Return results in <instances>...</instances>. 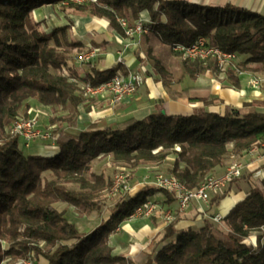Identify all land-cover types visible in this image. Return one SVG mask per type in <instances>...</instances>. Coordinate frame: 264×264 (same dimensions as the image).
Instances as JSON below:
<instances>
[{
	"label": "trees",
	"instance_id": "1",
	"mask_svg": "<svg viewBox=\"0 0 264 264\" xmlns=\"http://www.w3.org/2000/svg\"><path fill=\"white\" fill-rule=\"evenodd\" d=\"M64 1L72 11L107 20L121 36L125 28L120 20L131 27L146 10V32L138 34L133 54L142 74L151 75L145 69L149 64L164 87L207 71L223 72L235 87L237 71L263 74L264 15L230 4L213 7L182 0H0V262L33 250L45 264H134L128 256L113 253L109 235L148 197L160 191L174 199L171 192L149 185L126 192L89 232L80 231L54 204L63 201L85 213L103 206L112 178L93 171L99 156L137 167L160 164L173 153L169 172L188 189H197L231 160L254 148L264 151V111L226 106L221 114L199 106L188 113H170L157 99L142 119L128 117L110 124L100 120L80 127L78 106L85 98L71 78L97 85L124 72V67L118 62L99 69L89 61L80 63L83 72L76 75V55L86 50L85 44L74 38L70 25L46 32L31 14L40 5ZM198 38L206 46L242 57L220 67L214 57L190 58L172 49ZM155 44L175 55L174 67L165 63ZM31 99L50 110L47 123L56 135L55 154L25 153L10 131ZM253 176L242 169L237 179L245 180L249 190L219 224L206 218L197 229H177L174 213L150 241L144 264H264V178L256 182ZM224 193L214 195L210 203L217 204ZM253 233L256 248L244 243Z\"/></svg>",
	"mask_w": 264,
	"mask_h": 264
},
{
	"label": "crops",
	"instance_id": "2",
	"mask_svg": "<svg viewBox=\"0 0 264 264\" xmlns=\"http://www.w3.org/2000/svg\"><path fill=\"white\" fill-rule=\"evenodd\" d=\"M182 1L213 7H222L230 4L239 9L264 15V0ZM57 7L59 6L56 3H48L32 10V16L36 21H40L41 23L43 21L48 22L45 18H49L48 28L46 30L44 29L46 32L55 26L69 24L74 38L82 41L86 46L99 49L97 55L100 58L95 62L97 68L109 69L119 62L124 67V72L121 71L124 75L129 71L139 69V63L133 54L136 46L132 45L133 41L130 39L133 36H121L116 30L110 29L107 20L103 18L80 12H71L65 16ZM65 17H68L70 22ZM140 18L148 20V12L146 10L142 11ZM239 57L241 58L242 56ZM75 69L76 75L81 76L83 72L82 66L76 64ZM145 69L151 75H144V82L139 89L132 96L127 97L123 102H120L113 108H103V106L106 107V104L100 100H90L97 101V105L94 109L91 108L92 110L85 106L88 100L80 104L78 106V122L80 127L84 126L83 119H86L88 122L104 120L108 124L121 121L128 117L142 119L152 112L157 99H162L165 102L166 108L170 113H188L199 106H204L210 111L221 114L224 112L226 106H233L241 111H252L255 109L264 111V73L254 74L241 71L238 74L239 83L236 87L228 81L223 72L214 74L210 71L197 76L195 79L185 78L180 83L164 87L160 81L155 80L148 64L145 65ZM28 105L29 111L39 104L31 99L28 101ZM25 153L48 156L55 154L56 151L46 150L43 146L32 142L28 148H25ZM242 158H246L244 159L246 162L243 164V170L252 172V176L254 173L262 175L258 178L255 175L253 176L256 182L264 178V151L254 148L249 153L243 155ZM223 171L224 169L217 173L221 174ZM225 189L227 191L225 193L223 191L224 196L217 204H211L209 201L207 205L202 200L193 199L184 211L179 210L175 198L171 199V197H168L160 191L154 193L151 199L160 204L164 208L163 210H170L178 214L179 219L175 225L177 229L190 227L197 229L202 226L203 220L206 218H212L216 214H219L221 218L225 216L235 203L245 196L249 190V184L243 179H237L228 184ZM199 206L203 208V214L197 211ZM165 225L160 218L158 221L148 219L142 224L136 225V233L142 237L146 236L147 239L143 243L145 245L150 239L158 237ZM123 234L122 231V247H120V235L116 234L111 239H113V248H122V254L125 255L123 249L125 250L127 245L124 242L126 240ZM144 256L145 253L143 254Z\"/></svg>",
	"mask_w": 264,
	"mask_h": 264
},
{
	"label": "rangeland",
	"instance_id": "3",
	"mask_svg": "<svg viewBox=\"0 0 264 264\" xmlns=\"http://www.w3.org/2000/svg\"><path fill=\"white\" fill-rule=\"evenodd\" d=\"M56 4H58V6H59V7H57V9L59 11H61L65 16L71 12L76 13V11H72V10L67 8L65 1L64 2H58ZM31 14H32V12H31ZM45 19L48 22L43 21V23H41L39 21L40 22V29L43 31H45L48 28L47 24H49V18H45ZM66 19L68 22H70L68 20V17ZM65 25H69V24H65ZM60 26H63V25H60ZM55 27H57V26H55ZM51 30L52 29H50V31ZM130 39L133 41L132 45H135L137 47L138 35L135 34ZM85 47H86V50L89 48V46H86V45H85ZM155 49L158 51V53L160 52L162 59L165 61V63L168 66H170V67L175 66L174 65L175 64V55H173L172 52L167 47H162V46H159L158 44H155ZM98 52H99V49H98ZM98 52H97V54H98ZM78 54H80V53H78ZM97 54L94 57V59L92 60L93 62H96L97 59L99 60L100 57L98 58ZM237 59H239L238 56H236L235 59L231 60V62L232 61L235 62ZM75 61H76L75 64H77V65L80 64L79 62H77L76 59H75ZM135 71H138L142 74L140 69L132 70L129 72H135ZM63 72L66 73V70H63ZM240 72L241 71H239V72L237 71V74H240ZM143 78H144V75H143ZM78 86H79V93L81 94L79 82H78ZM139 87L137 88V90L139 89ZM132 95H130V96H132ZM84 98H85V100H88V103L85 106L87 108H90V109L91 108L94 109V107L97 105V101L95 102V101H90V100L103 101L106 104V107L103 106V108H107V107L113 108L114 106L117 105V104H115L114 106H109V105H107V103L102 98H97V97H92V98L91 97H84ZM124 99H126V98H124ZM122 102H123V100H122ZM39 108H41L45 112H47L48 115L44 116V115L39 114V121L37 123V128L42 133L44 131H49L52 134L53 127L48 125V123L46 122L47 118L50 116V110L48 108L40 105V104L38 106L33 107V109H39ZM27 111H28V108L20 111V114L23 116H26V117L28 115L31 116L32 114H29V111L28 112ZM83 120H84L83 121L84 124H87L88 121H86V119H83ZM52 136H55V135L52 134ZM48 140L37 138L33 142L39 144L40 146H43L46 150H48V149L52 150V148H50V146H51L50 142L51 141H48ZM23 150L25 151V149H23ZM244 159H246V158L233 159L228 163L227 167L229 165L235 163V162H241L242 164H244V162H246V160H244ZM174 160H175V154L171 153V154H169V157H166L165 160L160 164H144V165H139L137 167H130L129 165H124V164L112 162V159L109 156H102V157L99 156L92 163L93 171H95L97 173H103L105 176H110L112 178V183H113V180L119 176L120 180L118 181V186H120V187H122V176H123V184L125 185L124 190L122 191V188H121V190L119 188L118 191L112 192L109 189L102 196L103 206L98 208V209L97 208L93 209L90 212H86V213L83 212L82 210L76 208L74 205H70V204L63 202V201L56 202L54 204V206H56V208L58 210L63 211L64 216L69 221L73 222L78 227V229L80 231L89 232L90 230H92L96 226H98L99 223H101L108 216L110 210L112 209V207L114 205V202L119 200V198H121L122 195L125 194L126 192H134L137 189H139L145 185L160 188V187H158V183H157L158 176H161V177L172 176V174L169 172V169L171 168ZM44 174L45 173H43V175ZM221 174H218V175H221ZM218 175H216V176H218ZM214 195H218V194L210 193V199ZM151 196L148 197V199L152 200ZM157 205H158V209L156 210V212L150 214L149 216L134 215L132 217H128V219H126L120 225H118L114 229V231L109 235V238H110L109 244L111 246H112V241H113V239H111V238H114L116 236V234L120 235L121 236L120 237V242H121L120 247H122V231H123V233H124L123 235H124L125 240H126L124 242H126V245H127V248H125V250L123 249V252L125 253L126 256H128L133 261L134 264H144V262L146 261V258H147V252L149 251V249H148L149 243L152 240V239H150L144 245L143 243L146 241L147 238H146V236L142 237L138 233H136V231H137L136 225L142 224L144 221H147L148 219H150L151 221H154V220L158 221L159 218L163 220L162 216L166 210H163L164 208L160 204L157 203ZM220 220L217 221L216 223L219 224ZM163 223H164V221H163ZM263 230H264V228H263ZM250 241L251 242L255 241V246H253L251 243H248ZM261 241L264 242V236L262 237ZM244 243L256 248L257 247V234L256 233L251 234L248 238H246L244 240ZM1 244H2L3 248H7V246H8V243L5 241H1ZM38 246L44 247V243L39 242ZM112 248H113V246H112ZM143 249H144V251H143ZM142 251L145 253L144 257H143L144 253ZM113 253L114 254H122V248H113ZM30 263L31 264H36V263L37 264H45V259L42 256H37L35 251L31 250L25 256H20V257H15V258L7 256L0 262V264H30Z\"/></svg>",
	"mask_w": 264,
	"mask_h": 264
},
{
	"label": "built area",
	"instance_id": "4",
	"mask_svg": "<svg viewBox=\"0 0 264 264\" xmlns=\"http://www.w3.org/2000/svg\"><path fill=\"white\" fill-rule=\"evenodd\" d=\"M120 23L125 28V36H133L135 34L138 35L142 32H146V29L143 28L142 19L140 17L131 27L127 26L124 20H120ZM172 49L183 53L187 57L200 59L201 57H197V50H204V56H214L218 65L219 58L223 55H230V57H232L233 59L236 58L235 53L226 54L225 52H223V50L217 47L210 46V48H203V43L194 46L172 47ZM97 52L98 49L96 47L89 46L87 50L76 56V60L79 63L92 61ZM71 79L77 82V84L79 82L81 94L83 95V97H87L88 93H92L94 91H105L104 101L109 106H114L115 104L122 102V95H132L144 82L143 75L138 71L128 72L125 75L117 72V74L114 75L109 81H105V83H99L97 85H91L88 82L80 81L76 77H73ZM29 114L32 115H28L27 117L25 116V122H13L10 130L14 131L15 135L19 137L21 143H24V148H28L34 140H36L37 138H41L45 140L49 139L48 141H51L50 148H52L53 150L54 147L57 146L55 143L56 135L52 136L49 131H44L42 133L37 128L39 114L46 116L48 115V113H41L32 108L31 110H29ZM242 169L243 164L241 162H235L229 165L221 175H210V178L208 179V181H206L205 185L202 187H198L197 189H193V193H186L185 186H182V182H180L173 175L170 177L158 176L157 183L158 187L172 193L175 200L179 201V210L184 211L193 199L202 200L208 205L210 200V193L222 194L226 186L231 181L240 177ZM254 175L258 178L261 174L254 173ZM119 180V176L113 180L112 192L118 191L119 188L120 190L122 188V191L124 190L125 185L123 184V176L122 187L118 186ZM157 209V202L150 200V203L139 206V209L129 217H132L134 215L149 216L150 214L156 212ZM167 211L168 210H166L162 216L164 224L172 221L167 220ZM197 211L202 214L204 212L201 206L197 208ZM212 219L213 221L217 222L221 219V216L219 214H216L212 217ZM248 243H251L253 246H255V241H250Z\"/></svg>",
	"mask_w": 264,
	"mask_h": 264
},
{
	"label": "bare ground",
	"instance_id": "5",
	"mask_svg": "<svg viewBox=\"0 0 264 264\" xmlns=\"http://www.w3.org/2000/svg\"><path fill=\"white\" fill-rule=\"evenodd\" d=\"M147 21L148 20L142 19V25H143V28H145V29H146L145 22H147ZM134 23H136V21ZM200 43H203V48H210V46L205 45L204 39H202V38H198L195 42H193L191 45H188V46L200 45ZM180 46H185V45H182L180 43H176L172 47H180ZM223 52H225L226 54H233V52H228V51H224V50H223ZM197 57H201V59H206L208 57H214V56H204V50H197ZM231 60H233V58L230 57V55H223L219 58V66H223L226 62L231 61ZM116 74H117V72L114 75H116ZM114 75H112L109 79H107L105 81H109L110 79H112V77ZM105 81H103L101 83H105ZM129 96L130 95H122V100H124V98H127ZM87 97H91V98L97 97V98L104 99L105 98V91H94L92 93H88ZM36 110L41 112V113H47L41 108L36 109ZM13 122H25V116L18 114ZM10 131L12 134H15L13 130H10ZM21 146H22V148H24V143H21ZM53 150L57 151V146L54 147ZM259 176L261 177L262 175H259ZM209 178H210V175L204 179V181L201 183V185L199 187L204 186L206 181H208ZM182 186H185V185L182 183ZM110 190L112 191V185L110 187ZM185 191H186V193H193V189H188L186 186H185ZM148 203H150V199H147L142 205L148 204ZM177 203H178V208H179V201H177ZM138 209H139V206L134 209L132 214H134ZM173 219H174V213L172 211L168 210L167 211V220H173Z\"/></svg>",
	"mask_w": 264,
	"mask_h": 264
}]
</instances>
